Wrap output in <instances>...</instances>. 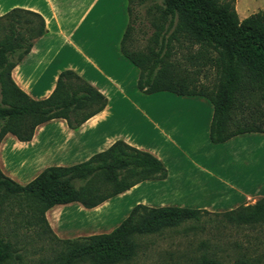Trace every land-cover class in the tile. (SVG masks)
<instances>
[{
	"label": "trees",
	"instance_id": "obj_1",
	"mask_svg": "<svg viewBox=\"0 0 264 264\" xmlns=\"http://www.w3.org/2000/svg\"><path fill=\"white\" fill-rule=\"evenodd\" d=\"M126 1L128 22L119 52L138 71L137 91L206 99L211 106V144L243 134H264V114L257 110L260 102L264 104V9L238 20L234 0H154L148 43L141 51H128L125 44L134 18L131 0ZM44 33L43 19L30 11L14 8L0 16V140L10 134L18 141H28L36 126L53 119H62L68 128L76 129L106 105L102 94L70 70L58 74L52 92L42 100H32L16 87L11 69ZM174 47L186 50L184 59L191 66L209 67L213 72L210 86L197 88L194 77L178 71L183 69L181 63L168 60ZM165 176L164 167L153 156L116 141L83 163L45 168L23 186L0 172V215L6 205L16 202L25 223L43 225L51 233L44 218L51 207L76 202L93 208L139 182L163 180ZM200 214L209 213L136 205L108 234L59 240L69 245L59 264H72L73 257L90 264L125 263L135 250L127 236L130 228L159 231L195 220ZM213 215L228 224L264 223V198ZM136 217L139 221L132 227ZM0 264H9L8 244L1 237ZM195 264L221 262L210 256ZM232 264L262 263L241 259Z\"/></svg>",
	"mask_w": 264,
	"mask_h": 264
},
{
	"label": "crops",
	"instance_id": "obj_2",
	"mask_svg": "<svg viewBox=\"0 0 264 264\" xmlns=\"http://www.w3.org/2000/svg\"><path fill=\"white\" fill-rule=\"evenodd\" d=\"M14 8L39 15L45 28L10 71L16 87L42 100L58 74L70 70L102 94L106 105L76 129L53 119L36 126L28 141L6 134L0 140V172L23 186L45 168L83 163L116 141L150 154L166 172L163 180L139 182L93 208L76 202L51 207L44 218L57 239L108 234L136 205L219 212L264 196L259 185L264 184V151L257 149L264 134L211 144L206 99L136 93L138 71L119 52L126 0H0V16ZM104 12L105 29L93 30L106 22ZM131 95L142 105L151 102V113L137 108ZM154 99L163 104H153ZM164 100L174 103L166 106Z\"/></svg>",
	"mask_w": 264,
	"mask_h": 264
},
{
	"label": "rangeland",
	"instance_id": "obj_3",
	"mask_svg": "<svg viewBox=\"0 0 264 264\" xmlns=\"http://www.w3.org/2000/svg\"><path fill=\"white\" fill-rule=\"evenodd\" d=\"M153 3L154 0H131L134 21L130 39L125 44L128 51H141L148 43L151 33L148 21ZM263 8L264 0H234L238 20ZM109 15H111L110 12ZM124 16V23L127 25V14ZM104 19H106L105 23L92 29L104 30L107 23L105 12ZM185 52L186 50H178L174 47L168 60L172 63L180 62L183 69L178 71L194 77L195 87L210 86L213 81V72L208 66L201 68L191 66L184 59ZM13 60L14 58H10V61ZM134 89L137 93L135 86ZM131 96L134 100L132 103H135L137 108L151 113L153 109L151 102L147 106V103L142 105L141 101ZM157 101L152 100L153 104H163ZM171 103L174 102L164 100L166 106ZM257 110L264 114V104L260 102ZM254 115L261 117L258 113ZM257 146V149L261 148L264 151V142H259ZM261 150L258 151V156ZM259 185L262 189L260 194H264V184ZM260 198L264 196L246 198L243 203L252 205ZM9 205L3 206L0 215V237L8 244L9 264H59L60 259H64L69 245L54 238L43 225L25 223L16 202H11ZM223 212L225 211L200 214L195 220H185L178 226L163 228L159 231L138 232L140 229L130 228L127 236L129 241L135 244L134 254L129 261L118 264H195L201 257L210 256L217 258L221 264H232L241 259L255 260L264 264V223L228 224L220 217L213 215ZM137 217L132 221V227L139 221ZM70 261L72 264H90L87 260L74 259V257Z\"/></svg>",
	"mask_w": 264,
	"mask_h": 264
}]
</instances>
